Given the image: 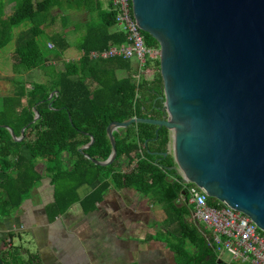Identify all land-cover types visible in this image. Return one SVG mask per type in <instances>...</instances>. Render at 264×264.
<instances>
[{
  "label": "trees",
  "instance_id": "obj_1",
  "mask_svg": "<svg viewBox=\"0 0 264 264\" xmlns=\"http://www.w3.org/2000/svg\"><path fill=\"white\" fill-rule=\"evenodd\" d=\"M4 9L0 0V49L14 41L13 75L43 72L47 79L27 85L14 76L4 78L12 83V91L1 97L0 216L7 217L18 209L44 177L50 178L54 185V201L46 207L50 218L61 215L79 201L76 191L81 185L100 182L80 201L84 209H93L108 188L107 181H111L115 188L134 189L162 208L165 234L158 235L156 240L164 241L172 264H240L223 260L211 244L209 231L189 221L193 207L187 205L185 197L181 200L184 185L173 169V156H164L170 141L166 128L131 124L117 129L113 132L116 147L113 163L103 166L92 162L105 161L111 153L106 135L110 123L133 117H162L159 59L151 60L155 61L157 71L153 81L148 82L143 75L150 59L136 79L137 62L89 56L91 52L126 43L125 35L115 28L112 0H17L5 17ZM57 18L60 31L52 28ZM25 21H32L33 25L14 39V29ZM80 30L84 33L75 47L82 56L62 61V52L70 46L68 37L73 34L78 37ZM43 35L47 38L44 46L38 42ZM142 36L146 47L159 50L150 35L142 32ZM46 42L53 48L49 49ZM50 60H58L62 68L51 67ZM120 73L123 76L119 77ZM52 92L55 93L49 100ZM34 110L39 115L35 122ZM7 128L16 138L25 128L22 139H12ZM91 138L89 147L80 152ZM121 161L127 167L124 171L117 168ZM206 203L210 207L220 205L212 198H207ZM2 261L29 262L19 256L16 247H10L2 255Z\"/></svg>",
  "mask_w": 264,
  "mask_h": 264
},
{
  "label": "water",
  "instance_id": "obj_2",
  "mask_svg": "<svg viewBox=\"0 0 264 264\" xmlns=\"http://www.w3.org/2000/svg\"><path fill=\"white\" fill-rule=\"evenodd\" d=\"M139 29L159 45L161 119L182 184L248 216L264 232V0H132ZM55 92L50 93V100ZM39 118L34 110L33 122ZM12 139L19 141L11 129ZM93 139L79 149L83 152ZM88 158L87 155H85Z\"/></svg>",
  "mask_w": 264,
  "mask_h": 264
},
{
  "label": "crops",
  "instance_id": "obj_3",
  "mask_svg": "<svg viewBox=\"0 0 264 264\" xmlns=\"http://www.w3.org/2000/svg\"><path fill=\"white\" fill-rule=\"evenodd\" d=\"M2 2L5 17L11 11ZM82 54L70 45L61 60L71 56L78 60ZM58 63L50 60L48 65L54 68ZM117 168L124 171L126 165L121 161ZM107 182L108 188L93 209H84L80 201L100 182L81 185L76 191L79 201L50 218L46 207L54 201V185L50 178H42L18 209L0 216V264L10 247H16L24 261L29 260L26 264H172L166 244L156 240L165 234L162 208L134 189L115 188Z\"/></svg>",
  "mask_w": 264,
  "mask_h": 264
},
{
  "label": "built area",
  "instance_id": "obj_4",
  "mask_svg": "<svg viewBox=\"0 0 264 264\" xmlns=\"http://www.w3.org/2000/svg\"><path fill=\"white\" fill-rule=\"evenodd\" d=\"M115 11V28L126 37V43L110 46L102 52H91V59L113 58L136 60L138 73L136 79L142 74V68L147 59H159V50L148 48L145 45L142 31L139 29L133 16L132 0H112ZM48 48L53 45L47 44ZM171 140L167 149L170 150ZM133 167V166H132ZM187 205L193 207L189 221L204 226L209 231L211 244L216 246L219 256H229L227 262L264 264V232L243 213L234 210L224 203L217 207L207 205V195L193 184H183Z\"/></svg>",
  "mask_w": 264,
  "mask_h": 264
},
{
  "label": "rangeland",
  "instance_id": "obj_5",
  "mask_svg": "<svg viewBox=\"0 0 264 264\" xmlns=\"http://www.w3.org/2000/svg\"><path fill=\"white\" fill-rule=\"evenodd\" d=\"M9 9L12 8V6H15L17 3V0H3ZM53 15L56 14L55 11L52 12ZM33 25L32 21H25L24 23H22L18 28L14 29V39L16 38L17 34L21 31H26L28 30L31 26ZM56 27V28H55ZM53 30L55 31H60V27H59V20L58 18L56 19V23L54 26H52ZM83 30H80V35H78V37H76L77 35L73 34L70 37H68V39L70 40V45L74 46L77 44L79 37L82 35ZM46 35H43L41 37L38 38V42L40 45L44 46L45 45V41H46ZM68 40V41H69ZM14 48V41H11L9 44H7L4 48L0 49V108H1V97L9 94L12 91V83L7 82L6 80H4V78H8L11 77L13 75L12 73V63H13V55L11 54V50L13 51ZM76 48V47H75ZM46 53H48V51H46ZM49 53H51L49 51ZM66 56V58H69L67 56H69L68 54L64 55ZM73 58V56H71ZM70 57V60L72 61V58ZM67 60V61H70ZM73 60H76V58H73ZM133 63L136 62V60H132ZM147 72L144 73L143 75V79L145 81H153L154 76H155V71H157V67H156V63L155 61H148L147 64ZM54 68L56 69H60L62 68V63H58ZM42 72V71H41ZM119 77L123 76V73L118 74ZM14 77L18 80L21 81H25L27 85H29L30 82H41L47 79V76L45 74H43V72L39 75L37 74H27V75H21V76H16L14 75ZM170 149H171V145H170ZM65 162H68L67 158L64 159ZM132 166V165H131ZM124 170L127 169L123 168ZM229 256L227 254H225L222 259L223 260H228Z\"/></svg>",
  "mask_w": 264,
  "mask_h": 264
}]
</instances>
